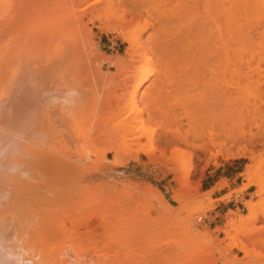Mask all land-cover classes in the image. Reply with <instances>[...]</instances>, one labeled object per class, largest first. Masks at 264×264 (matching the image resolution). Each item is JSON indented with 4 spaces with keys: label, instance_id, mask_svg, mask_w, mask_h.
I'll return each instance as SVG.
<instances>
[{
    "label": "rangeland",
    "instance_id": "374dc122",
    "mask_svg": "<svg viewBox=\"0 0 264 264\" xmlns=\"http://www.w3.org/2000/svg\"><path fill=\"white\" fill-rule=\"evenodd\" d=\"M107 1L49 0L44 9L66 15L70 9H81L79 23L71 31L75 37L69 30L66 34L69 39L75 38L77 43L70 42L80 47L77 46L78 58L81 56L80 88L96 103L92 114L84 108L89 119L83 113L82 119L77 118L81 119V131L93 127L96 132L105 122L106 126L104 123L99 129H104L101 133L105 134L95 139L94 148L112 155L138 152L140 159L133 162V167L115 165L111 172L102 170L95 159L85 164L94 176L90 182L76 184L72 176L50 180V184L59 183L53 189L59 190V195L41 193L45 198L41 200L43 205H35L34 218L44 211V218L67 248L69 263L264 264V241H247L251 254L258 256L250 258L227 236V232L234 234L228 220L246 215L247 202L260 199L256 195L257 185L245 189L243 186L247 183L249 166L257 167L258 173L264 175V61L227 62V65L224 61L202 59L166 67L153 60L151 74L135 100L143 108L140 116L147 130L138 141L134 140L130 132L112 126L118 119H111L108 99L114 92H121L127 75L134 83L146 65L144 57L137 56L138 48H131L129 43L137 25L149 19L150 24L139 40L150 51L163 36L164 13L173 2L148 0L139 7L141 14L122 5L103 12L101 19L91 15L92 7L102 8ZM92 2L93 6L82 9ZM29 4L32 25L25 36L36 39L37 25L45 18ZM29 7L26 0H5L8 16ZM112 25L118 26L117 31L108 28ZM14 36L10 39H17L14 42L17 43L20 38ZM1 37L10 41L9 35ZM1 39L0 42H5ZM31 46L29 42L28 49ZM128 96L125 95V100ZM102 105L108 111L101 110ZM147 105L154 112L151 117ZM96 123L99 127L94 126ZM141 124L135 114L131 120L135 133ZM212 125L222 135V152L216 156L202 153L193 145L202 130ZM175 129L188 137L189 144L161 141L164 132L170 135ZM230 131H234L233 140ZM125 132L126 138L122 136ZM216 149L212 147V151ZM144 150H152L155 158L150 160ZM189 159L192 170L186 178L184 171ZM211 178L218 181L206 189L208 184L203 182ZM156 194L161 195L160 199L154 197ZM208 199L211 203L205 209L196 208L208 203ZM258 216L262 218L261 214ZM255 224L261 225L259 221ZM235 235L243 238L241 234Z\"/></svg>",
    "mask_w": 264,
    "mask_h": 264
},
{
    "label": "bare ground",
    "instance_id": "6f19581e",
    "mask_svg": "<svg viewBox=\"0 0 264 264\" xmlns=\"http://www.w3.org/2000/svg\"><path fill=\"white\" fill-rule=\"evenodd\" d=\"M48 1L26 0L28 7L32 3L37 13L45 18L43 23L37 25L38 33L34 39L27 37V34L25 36L27 28L32 25L29 22L32 16L29 9L32 7L8 16L5 0H0V39L8 35L7 39L12 35L21 39L14 43L17 39L7 42L4 37L1 40L5 42H0V264H78L67 262V248L58 240L59 236L47 218H44V211H39L34 218V209L45 198L44 195L41 197V193L49 192L52 197L59 195V190L53 191L59 183L50 184V180L58 181L72 176L76 184L92 181L94 176L85 164L89 165L95 159H98L99 166L105 172H111L118 164L133 167V162L140 159L138 152L112 155L109 151L101 152L94 148L95 139L105 134L101 133L104 129L99 130L105 122L100 124L96 132L92 126L91 130L81 131L79 120L84 115L89 119L88 114L93 113L92 107L94 110L96 107L91 95L84 93L79 85V45H74L77 43L73 40L75 38L69 39L66 35L68 30L69 33L75 30L81 9H70L69 15L55 10L46 11L44 7ZM145 2L148 0H108L104 7H92L89 11L95 18L101 19L103 12L128 5L134 12L141 14L139 7ZM170 2L173 5L164 13L162 21L163 36L155 41L150 51L139 40L150 21L145 18L137 25L129 43L131 48H138L137 56L144 57L146 65L134 83L127 75L121 85V92H114V96L108 99L111 119H118L112 126L125 129L137 141L147 129L140 116L143 108L138 107L135 100L151 74L153 60L166 67L176 62L202 59L226 63L264 61V0ZM93 3L82 9L93 6ZM108 28L117 31L118 26ZM72 40L75 43L70 42ZM29 42L33 48L28 49ZM126 94H130L127 100ZM87 97L88 105L91 106L86 103ZM104 107L102 105L101 110ZM84 108L90 112L85 113ZM146 110L149 117L154 115L149 105ZM135 114L139 115L142 122L138 133L131 126ZM229 133L233 140L234 131ZM122 136L126 138V132ZM221 136V132L212 125L202 130L193 145L202 153L216 156L222 152ZM161 141L189 144L188 137L181 134L179 129L170 135L164 132ZM212 147L217 149L212 151ZM144 152L150 160L155 158L152 150ZM228 153L232 152L228 150ZM191 170L189 159L184 171L186 178ZM246 175L247 183L243 189L257 185L256 195L260 199L247 202L246 215L228 220L227 225L234 230V234L227 232V236L234 240V245L245 253V257L257 258L251 254L247 241H264V175L258 173L257 167L252 169L251 166ZM34 197L38 199L33 201ZM154 197L160 199L161 195L156 194ZM209 203L211 200L208 199V203H201L196 208L203 210ZM259 214L262 218H259ZM257 221L261 223L259 227L255 224ZM236 233L243 238L236 237Z\"/></svg>",
    "mask_w": 264,
    "mask_h": 264
},
{
    "label": "crops",
    "instance_id": "0c3cea01",
    "mask_svg": "<svg viewBox=\"0 0 264 264\" xmlns=\"http://www.w3.org/2000/svg\"><path fill=\"white\" fill-rule=\"evenodd\" d=\"M213 177V176H210ZM208 178V176L206 177ZM218 181V179H213L211 178L210 181L209 180H205L203 183L208 184V186L206 187V189L211 188L216 182Z\"/></svg>",
    "mask_w": 264,
    "mask_h": 264
}]
</instances>
